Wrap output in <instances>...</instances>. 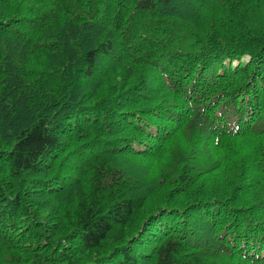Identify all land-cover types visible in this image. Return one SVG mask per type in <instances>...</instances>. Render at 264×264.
Instances as JSON below:
<instances>
[{"label":"trees","instance_id":"trees-1","mask_svg":"<svg viewBox=\"0 0 264 264\" xmlns=\"http://www.w3.org/2000/svg\"><path fill=\"white\" fill-rule=\"evenodd\" d=\"M0 264H264V0H0Z\"/></svg>","mask_w":264,"mask_h":264},{"label":"bare ground","instance_id":"bare-ground-1","mask_svg":"<svg viewBox=\"0 0 264 264\" xmlns=\"http://www.w3.org/2000/svg\"><path fill=\"white\" fill-rule=\"evenodd\" d=\"M168 115V114H167Z\"/></svg>","mask_w":264,"mask_h":264}]
</instances>
